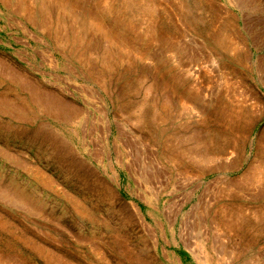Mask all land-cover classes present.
<instances>
[{
  "label": "rangeland",
  "instance_id": "1",
  "mask_svg": "<svg viewBox=\"0 0 264 264\" xmlns=\"http://www.w3.org/2000/svg\"><path fill=\"white\" fill-rule=\"evenodd\" d=\"M0 264H264V0H0Z\"/></svg>",
  "mask_w": 264,
  "mask_h": 264
},
{
  "label": "bare ground",
  "instance_id": "2",
  "mask_svg": "<svg viewBox=\"0 0 264 264\" xmlns=\"http://www.w3.org/2000/svg\"><path fill=\"white\" fill-rule=\"evenodd\" d=\"M146 6H147V5H146ZM147 7H148V6H147ZM196 134H197V133H196ZM196 134H195V135H196ZM192 135H193V134H190V136H192ZM196 137H197V135H196L194 138H196ZM188 138H192V137H189V136H188ZM194 138L190 139V141H189V139H188L187 141H188V142H191ZM180 140H181V139H180ZM183 140H184V139H183ZM183 140H182V141H183ZM194 140H195V139H194ZM194 140H193V141H194ZM197 140H198V138L196 139V142H197ZM198 141H199V140H198ZM177 142H178V141H177ZM180 142H181V141H180ZM194 142H195V141H194ZM194 142H193V143H194ZM182 143H184V142H182ZM185 143H186V142H185ZM179 144H180V143H179ZM179 144H178V145H179ZM201 144H202V143H201ZM178 145H177V146H178ZM181 145H182V144H181ZM191 146H195V145H191ZM199 146H204V144H203V145H199V144H198V147H199ZM174 147H175V145H174ZM185 147H186V146H185ZM189 147H190V146H189ZM206 147H207V146H206ZM190 148H191V147H190ZM194 148H195V147H194ZM199 149H201V147H199ZM189 150H190V149H189ZM189 150H188V152H189ZM191 150H193V148H191ZM197 150H198V149H197ZM197 150H196V153H197V154H198L199 152H201V150H198V151H197ZM204 150H205V149H204ZM194 151H195V149H194ZM194 151H193V153H194ZM179 152H180V151H179ZM193 153L191 152L190 155H191V154L193 155ZM196 153H195L194 156H192V155L189 156V157H190V160H188V161H193V162H194V161H202V160H200L199 158L202 159V158H204L205 156H204V157H195V156H197ZM183 154H184V153H183ZM187 154H188V153H187ZM187 154H186V155H187ZM199 155H200V154H199ZM202 155H203V154H201V156H202ZM191 157H192V158H191ZM186 161H187V160H186ZM204 161H205V160H204ZM262 161H263V160H262ZM262 161H261V163H262ZM194 163H195V162H194ZM256 165H257V164H256ZM258 165H259V164H258ZM259 166H260V165H259ZM262 167H263V165H262ZM254 168H255V167H254ZM254 168H253V169H254ZM260 169H261V168H260ZM262 169H263V168H262ZM255 170H257V169H255ZM259 171H260V170H259ZM254 174H255V173H254ZM257 178H258V177H257ZM244 180H245V179H244ZM248 183H249V182H248ZM248 185H249V184H248ZM258 190H259V189H258ZM255 212H256V211H255ZM260 212H261V211H260ZM244 214H245V213H244ZM222 218H223V217H222ZM237 218H238V217H237ZM237 218H236V219H237ZM249 219H250V218H249ZM255 221H256V220H255ZM233 222H234V220H233ZM235 222H236V221H235ZM238 222H239V220H238ZM222 224H223V223H222Z\"/></svg>",
  "mask_w": 264,
  "mask_h": 264
}]
</instances>
